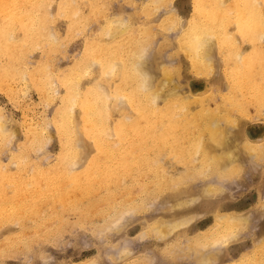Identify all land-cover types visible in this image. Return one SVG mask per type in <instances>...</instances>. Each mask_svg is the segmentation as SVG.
Listing matches in <instances>:
<instances>
[{
    "label": "bare ground",
    "instance_id": "6f19581e",
    "mask_svg": "<svg viewBox=\"0 0 264 264\" xmlns=\"http://www.w3.org/2000/svg\"><path fill=\"white\" fill-rule=\"evenodd\" d=\"M169 1L147 0L139 7L143 21L138 22L134 15L128 20L110 18L106 13L110 0H0V90L15 100L20 87L22 97L33 87L43 106L56 101L52 113L39 125L23 121L26 132L6 159L2 156L6 148H14L10 143L20 127L0 106L2 261L25 252L40 236L38 227L48 232L45 239L67 225L88 228L92 224V231L97 232L101 226L95 228V218L113 227L127 211L142 210L141 195L164 197L192 185L195 180L191 179L198 174L234 177L241 169V159L250 157L251 151L264 156V144L234 133L249 115L264 119V18L260 8L264 0H191V14L184 21L172 12L156 17V11ZM96 20V29L87 35ZM177 28L174 50L179 59L174 67L157 58L150 60L151 65L149 57L143 58L156 33ZM81 38L80 56L54 74L53 55L64 53ZM165 46L166 42L161 43L158 51ZM35 52L37 59L30 65L27 54ZM218 66L222 70L216 88L209 89L204 83L196 89V84H184L185 89L175 83L191 71L209 81ZM52 140L58 142L57 152L43 157V166L34 155ZM207 181L201 187L205 198L221 193ZM185 198L182 204L170 202L173 211L193 206L197 200L194 195ZM74 212L78 218L68 216ZM246 213L216 211L210 223L185 240L190 243L189 251L193 250L190 255L197 258L195 263L264 264V236L246 252H234L231 259L221 260L224 249L250 223L251 215ZM193 217L178 213L170 219H156L146 225L143 235L148 230L161 241L174 233L181 235ZM111 227L105 225L107 229L103 226L99 233ZM173 246L167 250L173 252L181 245ZM194 250H200V255ZM168 253L176 258L177 254Z\"/></svg>",
    "mask_w": 264,
    "mask_h": 264
},
{
    "label": "rangeland",
    "instance_id": "374dc122",
    "mask_svg": "<svg viewBox=\"0 0 264 264\" xmlns=\"http://www.w3.org/2000/svg\"><path fill=\"white\" fill-rule=\"evenodd\" d=\"M146 1L147 0H110L106 8V13L107 15H109L110 18L111 17L114 19L124 18L125 20L126 19L128 20L130 16L134 15L135 16L134 19L136 21L142 22L143 15L139 13L138 10L139 7H141L143 4L146 3ZM136 8L138 9L135 10ZM165 12H172L175 14L172 15L178 16L181 20L184 21L191 14V0H170L167 6L164 5L158 11H156L155 16L157 17L158 14L160 16ZM97 23L98 20L90 23V30L88 31L87 35H89V33H91L92 30L96 29ZM156 24L157 23L154 21L153 25ZM178 33H179V28L171 29L169 33L168 31L167 33H156L149 44L150 47L146 48L145 55L143 58L149 57L150 59L149 58L147 59L148 62L151 59L153 62L155 58H157L159 63L163 61L162 64L167 65L169 68L174 67L178 63V59H179V58L177 59V55L174 50V42L176 39L175 36ZM158 37L160 39H158ZM82 40L83 38L77 40V42L76 41L72 42V44H70L67 47L69 49L66 48L64 53L56 56L53 55L54 57L52 58V70L54 71L53 72L54 74L55 72L58 71L59 72L64 71L68 66L71 65L72 62H74L80 56L79 54L81 52L80 47ZM163 42H166V46L163 51L159 52L158 51L159 46ZM151 43H153V45H151ZM75 55H77V57ZM171 55H174V57L173 56L171 57ZM27 56L28 57L26 62L30 63V65H32L37 59L36 52L35 54L29 53L27 54ZM218 61L219 58L216 59V62ZM151 65L154 64L152 63ZM170 65H172V67H170ZM184 67L187 68L186 66ZM217 68H216L217 70L215 71L216 72L218 71L219 73L217 74L215 72L216 74L214 73L212 75V77L214 78L209 79V81L205 80L208 77L202 78L198 75L193 74V71H191V73L189 74L185 72L184 75L177 80L179 81V83L177 81L175 83L178 85L180 84L179 86H182L183 88L185 87V89L187 86H185L184 84L189 85V87L190 85L196 84L194 87L196 89L198 88V86H201L204 83L208 84L207 87L209 89L216 88L217 85L220 84V78H221L220 74L222 67L218 66ZM181 83L183 84L181 85ZM13 87H15L17 91V86H13ZM28 90H30V92L28 91V94H26L27 96H23L24 97L23 98L22 97L23 94L20 92L21 91V87H20V89L18 90L19 92H17V98L15 100L13 98L10 99V96L6 93L5 90L3 91L7 94L8 97L0 90V106L2 107L4 112H6L12 117V119L15 121L16 127L18 129L20 127L19 130L17 129L19 133L18 137L17 138L15 137L16 140L13 139L12 142L10 143L11 147L14 148L12 149L6 148L7 151L5 152L7 154L6 153L3 154L4 156V157L2 156L3 159H6V157L10 152L15 151L14 149L16 148V143L24 136L26 132L25 131L26 124L23 123V121L26 120L28 124H33L37 126L40 123H42L45 117L46 118L49 117L48 114H51L52 109L56 106V101H55L54 103L48 106L44 105L47 106L44 107L40 100L41 97L39 96L37 91H35L33 87H31ZM250 113L254 114L253 111H250ZM252 116L253 115H249L248 119L244 120L239 128L236 129L235 127L234 133H236L243 140H245V137L246 138L248 137L251 141L260 143V145L264 144V119L262 117L253 118ZM249 117L251 118L249 119ZM57 144L58 142L56 140L47 142L45 146H43V148L41 149L40 153L37 154L35 153L34 157L38 155L36 156V158L39 161L43 162L46 156L50 155L51 157L53 156L55 151L57 152V148H58ZM10 145L8 146L10 147ZM243 154L244 152L241 153V155ZM246 154L247 153H245L244 156ZM250 155H251L250 157L249 155L245 156L246 158L243 156L245 158V159L244 158L241 159L243 166L241 163V169L239 173H237L238 175H234V177L227 175L225 177H221V175L219 174H218L219 177L217 176V174L216 177L214 174L213 176L212 174L205 173L206 174L205 177L209 175L212 176V179L208 176V178L204 180L205 177L202 174H200L202 176L198 174L199 176L196 175V177L191 179V180L194 179L195 182L194 181L192 182L190 180L192 182V185L189 184L185 189L180 191L167 192L166 195H164V197L166 196L165 198L163 197V195H161L163 198H159L161 196L159 197L151 196L148 197L147 199L144 198L143 195H141L140 197H142L141 198L142 200L141 199L140 200L144 201L142 204L143 206L142 210L140 212H136L135 210L127 211L113 227L109 225L110 222L103 224L104 222L102 223V221L104 220L101 219V222L99 223L100 220L95 218L94 220L95 222H93L95 228L104 226V230H106L107 228L111 227V229H108L107 231L103 230L102 233L104 234L102 235L99 233V231L101 232L102 230L100 229L103 228L100 227L99 229H97L98 233L93 232L92 227H90L92 226V224H90V226L87 224L88 228L85 225H84L85 227L83 226L84 228L82 227V225H72V226L67 225L62 232H60V230H59L60 233L56 231L58 234L52 232L54 236L57 235L56 237L52 238L53 235H51L52 233H50V235L48 234L49 237L45 239L46 236L45 234L48 232H46V230H43L45 231V233L41 231L43 226L38 227L41 229L40 230L37 228V230L38 231L40 230L39 232H41L39 237L40 239H43L41 238V236L44 235L43 236L44 241L40 240L39 237L36 238L37 240L34 239L30 243L31 245L29 244L30 246L26 247L25 249L26 251L23 252L24 254L22 253L23 250H21L19 254H16L13 257H7L3 261L0 259V264H83L89 261H95L94 262L95 264H123V263L134 264V262H136V259H138L140 262L137 261L135 264L137 263L197 264L195 263L197 261V258L195 260V258H193V256L190 255L193 254L192 253L193 250L190 249L189 251L188 249V247H190L188 246L190 243H187V241L185 240H188L191 236L198 233L203 228V226H206L208 223H210L213 218V213L216 211L224 213L227 212V210L233 211L236 209L237 211L242 213L249 212L250 214L249 213L248 214L249 216L251 215V217L250 220L248 218L249 216L247 217L248 222H250L249 224L247 222L248 225L246 226L248 228L247 227L246 229L244 228V230H242L241 232L242 236L237 235L238 237L239 236L241 237H239V239H237L238 237H236L237 240L235 239L234 242L230 243L228 247L225 248L224 251L221 253V255L223 256V257L220 256L221 260L225 261L231 259L232 254H234V252H239L241 250L243 252H246L245 249H250L253 246L255 240H258L261 236H264V205H263L264 204V156L263 157L261 156V158L254 156L255 155L254 151H251ZM45 162H43L42 164L43 166L46 164ZM205 181H207L206 183L208 184L212 183L214 186H216V188L219 187L218 189H221V193L220 194L218 193L219 195L214 193L212 196L205 198L207 196H203L202 194V190L206 186L204 185ZM191 186L195 189H191L192 188ZM200 190L202 195L200 193H198L199 195L197 194V191L200 192ZM195 193L197 196L200 197V199L195 195ZM191 195H194V197H196L197 199L196 202L199 200L197 203L194 201L196 204L194 203L193 206L192 204L191 205L189 204L190 207L189 205H187L189 208L186 206L187 207L186 209L183 208V210L178 209V211L176 210L173 211V208L170 206L171 201L173 202L174 200H177L174 201L173 203H177L179 201V204H182L180 201H182V199H184L186 196L187 197L185 199L187 201V198H190ZM117 196L119 195L117 194L116 197ZM179 196L180 197L185 196V197L179 199L178 198ZM153 198L155 199L152 200ZM257 200L259 201L256 202ZM167 201H169V203ZM182 202H185V200ZM173 203L172 205H174ZM148 204H150V206ZM259 204L263 206L261 207ZM146 206H148L149 209ZM144 207L147 209H145ZM178 213L181 214L182 216H187L189 214L192 216L193 214L195 215V217H193L191 222L188 224L187 230L181 232V235L174 233V235H172L173 237L168 236L164 238V240L162 239V241L159 240L158 238L157 240L155 237L156 235L154 234L155 236H153L152 235L153 232L151 234V232L148 231L147 229H146L147 230L146 233L143 235V229H145L146 225H150V226L153 225L152 223L156 219H160V218L170 219L174 215H178ZM119 214H121V212ZM69 215L70 216L75 215V217L78 218L77 212H74L72 214L69 213L68 216ZM107 220H112V219L108 218ZM105 225L107 226L106 229H105ZM95 228L93 229L95 230ZM245 230L248 231L246 232ZM4 233H2L1 235H3ZM96 233L99 235H97ZM50 236L51 239L49 240ZM181 240H184L182 241V244L179 242ZM175 241L178 242V245H176L177 243ZM172 244L176 245L177 247L181 245L178 247V249L180 247L181 249L178 250L177 247L175 248V246H173ZM169 246L171 247L173 246L177 250H172L173 252H170L171 249L167 250V247ZM27 249L29 251H27ZM161 250L166 251V253L165 252H164L165 254L162 253ZM126 251L128 252L127 253L128 256H126L125 258L124 255ZM174 251L175 252L179 251V252L174 253ZM197 251L200 252V250ZM197 251H195L194 254H196V256H199L200 254ZM167 252H169L168 254L170 253L174 255L177 254L176 258L175 256L173 257V255L167 256ZM121 256H123L124 258ZM139 257H145L146 259L144 258L145 260H143V258H141L140 260ZM170 258H172V260ZM130 259H133V261ZM173 259L175 260L173 261Z\"/></svg>",
    "mask_w": 264,
    "mask_h": 264
},
{
    "label": "snow or ice",
    "instance_id": "6c2138e0",
    "mask_svg": "<svg viewBox=\"0 0 264 264\" xmlns=\"http://www.w3.org/2000/svg\"><path fill=\"white\" fill-rule=\"evenodd\" d=\"M260 8H261V10H262V12H261V15H262V18H264V5H260ZM227 240H228V238L227 237H225V239H224V241L223 242H227Z\"/></svg>",
    "mask_w": 264,
    "mask_h": 264
}]
</instances>
